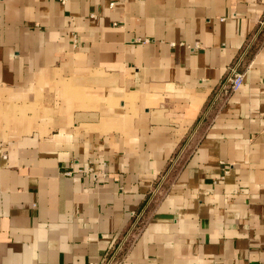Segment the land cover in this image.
<instances>
[{"label":"crops","instance_id":"1","mask_svg":"<svg viewBox=\"0 0 264 264\" xmlns=\"http://www.w3.org/2000/svg\"><path fill=\"white\" fill-rule=\"evenodd\" d=\"M92 262L264 264V0H0V264Z\"/></svg>","mask_w":264,"mask_h":264},{"label":"built area","instance_id":"2","mask_svg":"<svg viewBox=\"0 0 264 264\" xmlns=\"http://www.w3.org/2000/svg\"><path fill=\"white\" fill-rule=\"evenodd\" d=\"M150 38H136L135 41L137 42H149ZM240 65V64H239ZM238 67H234L230 70V73L228 74L225 84L219 94L216 96L214 95V101L218 100L221 95L222 96H230L237 90H239L244 82V73L240 72L238 70ZM223 93V94H222ZM91 264H96L95 262H92Z\"/></svg>","mask_w":264,"mask_h":264},{"label":"rangeland","instance_id":"3","mask_svg":"<svg viewBox=\"0 0 264 264\" xmlns=\"http://www.w3.org/2000/svg\"><path fill=\"white\" fill-rule=\"evenodd\" d=\"M181 161V160H180ZM175 162H178V160H176ZM171 164H172V162H171ZM170 164V166H169V168L168 169H166V171L164 172L165 174L162 176V178L160 179L161 180V182H160V184L158 183V185H159V187H157L156 189L157 190H155V193H157L163 186H162V184L164 185L165 183H167V181H168V179L172 176L171 174H172V172L174 171V169H176V167L179 165V163L178 164H174V165H171ZM160 191H162V190H160ZM157 196V195H156Z\"/></svg>","mask_w":264,"mask_h":264}]
</instances>
